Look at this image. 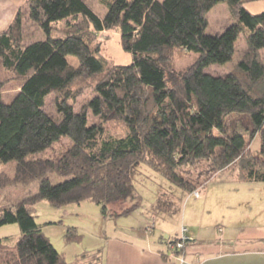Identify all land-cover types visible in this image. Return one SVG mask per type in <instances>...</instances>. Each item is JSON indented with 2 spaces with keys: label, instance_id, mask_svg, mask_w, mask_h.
<instances>
[{
  "label": "trees",
  "instance_id": "16d2710c",
  "mask_svg": "<svg viewBox=\"0 0 264 264\" xmlns=\"http://www.w3.org/2000/svg\"><path fill=\"white\" fill-rule=\"evenodd\" d=\"M99 1L105 8L101 17L81 0H28V19L44 38L24 43L19 13L0 33V162L15 164L12 178L0 176V190L38 184L35 194L0 206V227L17 224L21 231L14 247L0 241V264H102L99 251L66 263L37 226L35 206L46 201L61 209L90 202L107 217L108 205L135 198L140 165L187 193L196 188L180 169L202 161L210 173L236 165L241 181L264 183V11L250 15L243 8L260 0ZM218 3L226 4L235 22L207 36L206 15ZM61 22L66 23L61 35L53 34ZM114 30L122 50L132 55L130 65L110 64L92 50L94 36ZM241 33L246 50L234 72L206 74L209 66L231 61ZM174 48L197 55L185 71L172 68ZM1 72L21 82L8 104ZM84 78L96 81L92 96L76 111L80 96L73 87ZM50 95L57 119L44 110ZM233 114L248 118L251 138L260 136L259 157L250 155L244 136L229 135L226 120ZM113 121L123 125V135L105 129ZM61 138L71 144L58 159H29ZM51 175L66 180L52 185ZM168 194L173 201L165 193L154 205L163 217L179 209ZM72 234L67 231V241Z\"/></svg>",
  "mask_w": 264,
  "mask_h": 264
},
{
  "label": "rangeland",
  "instance_id": "374dc122",
  "mask_svg": "<svg viewBox=\"0 0 264 264\" xmlns=\"http://www.w3.org/2000/svg\"><path fill=\"white\" fill-rule=\"evenodd\" d=\"M81 1L96 15L101 17L105 13V8L99 0ZM243 8L250 15L259 14L264 11V0L244 4ZM17 13L20 14L23 25L24 43L42 40L44 35L28 19V0H0V33L10 26ZM206 19L205 35L207 36L219 34L235 22L225 3L215 5L207 13ZM65 27V22L54 25L56 31L53 34L61 35ZM91 46L92 50H97V57L108 60L110 64L127 66L133 62L132 55L122 50L119 34L115 30L97 34ZM245 50L244 35L241 33L235 42L231 61L209 66L205 73L218 77L234 72ZM170 57L173 70L182 72L194 63L197 55L174 48L170 51ZM260 58L264 63V50L260 51ZM95 81L96 78H84L73 87L80 96L74 103L76 111L80 110L92 96ZM1 82L2 99L8 104L18 93L21 82L13 74L5 72H1ZM44 110L53 119L58 118L54 95L47 97ZM89 117L90 121H97L90 114ZM226 125L229 135L237 133L244 136L250 155L259 157L260 136L255 135L252 138L249 136L251 126L246 116L230 115ZM105 129L115 136L123 135L125 132L119 121L108 123ZM70 144L68 139L61 138L51 148L31 155L29 159L56 160L70 147ZM14 165V162H0V176L12 178ZM208 169V163L205 161L180 169V174L193 183L195 190L200 191L199 199L194 198L192 193L174 188L159 173L148 169L145 165H140L137 167V174L133 181L135 198L108 205L107 217H103L99 206L90 202L58 209L46 201L35 206L33 216L43 235L66 263H74L83 254L101 252L106 239L111 237L142 239L144 238L143 230L146 233L148 222V227L154 223L156 228L149 236L154 242L163 236L165 241H168L164 247L169 250V242L186 237L182 233V229L186 226L198 231L201 239L228 237L233 243H236L240 233L247 229H264V183L241 181L236 165L220 172L210 173ZM49 180L52 185H58L66 179L51 175ZM37 188L38 184L35 182L29 186H13L0 190V206H12L29 195L35 194ZM165 193H167L165 197L169 200L173 197L168 193H173L179 207L177 213L170 217H163L154 212L156 199ZM125 210L129 213L119 216ZM68 230L73 232L69 241L66 238ZM20 236L21 231L17 224L0 227V241L9 247H14Z\"/></svg>",
  "mask_w": 264,
  "mask_h": 264
},
{
  "label": "crops",
  "instance_id": "0c3cea01",
  "mask_svg": "<svg viewBox=\"0 0 264 264\" xmlns=\"http://www.w3.org/2000/svg\"><path fill=\"white\" fill-rule=\"evenodd\" d=\"M195 191L201 197L200 191ZM148 224L149 222L146 227ZM155 229L154 225L150 233L153 234ZM183 229L186 230L184 235L188 242L181 255H172L173 251L164 247L168 241L163 236L154 242L150 233L143 230L142 239H106L101 251L102 264H264L263 228L241 232L236 243L228 237L201 239L199 232L191 227Z\"/></svg>",
  "mask_w": 264,
  "mask_h": 264
},
{
  "label": "built area",
  "instance_id": "2783aa9c",
  "mask_svg": "<svg viewBox=\"0 0 264 264\" xmlns=\"http://www.w3.org/2000/svg\"><path fill=\"white\" fill-rule=\"evenodd\" d=\"M193 197L196 198V199H199L200 198V195H199V192L198 191H194L193 193ZM154 228V223H152L149 227L147 226L146 228V233H150ZM186 232L185 229L182 230V233L184 234ZM186 240V238H182L179 242H177L175 245H172V246H169L170 247V250H182L183 249V246H184V241Z\"/></svg>",
  "mask_w": 264,
  "mask_h": 264
}]
</instances>
